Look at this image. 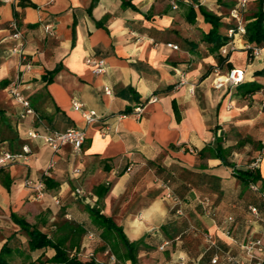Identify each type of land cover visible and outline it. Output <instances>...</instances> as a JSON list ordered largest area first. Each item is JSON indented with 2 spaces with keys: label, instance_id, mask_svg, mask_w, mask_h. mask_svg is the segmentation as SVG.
Returning <instances> with one entry per match:
<instances>
[{
  "label": "crops",
  "instance_id": "1",
  "mask_svg": "<svg viewBox=\"0 0 264 264\" xmlns=\"http://www.w3.org/2000/svg\"><path fill=\"white\" fill-rule=\"evenodd\" d=\"M257 4L247 0L244 24ZM235 5L0 0V153L19 152L25 144L31 149L25 159L0 168L5 264H30L55 253L50 247L30 250L20 221L48 237H69L66 244L77 226L86 230L87 242L88 231L100 240L104 228L93 222L92 207L138 243L137 264H237L227 255L247 259L245 242L260 238L264 246V44L251 58L244 35L228 37L234 47L222 54L223 45L213 49L204 39L212 24L199 10L220 16L219 33L226 35L235 26ZM13 22L19 40L12 37ZM19 43L24 61L12 52ZM87 57L103 59L105 71L93 74ZM233 68L244 70V80L215 88V71ZM14 80L35 115L22 117V107L8 95ZM75 100L81 110L72 108ZM84 111L95 112L97 120L86 123ZM71 127L85 132L79 153L68 144L53 152L27 135L30 129ZM246 169L255 170L257 190L241 176ZM26 179L42 180L43 198H34ZM108 251L103 247V254ZM259 255L264 259V252Z\"/></svg>",
  "mask_w": 264,
  "mask_h": 264
},
{
  "label": "built area",
  "instance_id": "2",
  "mask_svg": "<svg viewBox=\"0 0 264 264\" xmlns=\"http://www.w3.org/2000/svg\"><path fill=\"white\" fill-rule=\"evenodd\" d=\"M2 1H8V0H2ZM246 4H247V0H236V5L230 11V16L235 20V26L227 29V36L232 39L235 38L236 36H242L245 34V25L243 23L241 12L245 9ZM11 27L14 30L12 37L17 40L21 39L22 35L18 30L16 23L13 22L11 24ZM167 46L173 49H178V45L174 43H167ZM233 47H234L233 43L227 42L220 48V52L222 54H226L229 50H232ZM247 48H249L250 50L251 58H256L261 54L260 46L252 45V46H248ZM12 52L18 54L20 61L25 60L26 57L21 43L14 45L12 48ZM85 62L91 67V71L93 74H101L105 71V61L103 59H94L91 57H87L85 59ZM215 72L216 74L212 82L215 88H220L224 85H237L244 80L243 69L233 68L228 70L224 74L217 73V71ZM104 91L110 93V88L108 86H105ZM192 91L193 90L191 89V92ZM7 92L8 95L12 97L22 107V112H21L22 117L26 114L35 115V112L31 107L29 100L25 96H23L19 91L17 80H14L9 83V85L7 86ZM152 100H155V98H153ZM81 107L82 104L80 102L76 100L72 102L73 109L81 110ZM135 111L139 112L140 108L137 107ZM82 116L86 123L95 122L98 118L95 112L93 111H84L82 112ZM27 135L32 139H37V138L40 139L42 143L48 146L53 152H57L61 147L68 144L71 146L74 153H79L85 139V132L83 131V129L78 127L67 128L64 131L46 129L44 132L35 129H30L28 130ZM30 151H31L30 147L25 144L21 147V150L19 152H9V151L1 152L0 168L9 162H15L20 159H25V156L28 153H30ZM51 166L52 163L49 165V167ZM44 174L45 175L47 174V170L44 172ZM23 183L25 186L32 188V190L34 191L35 199L43 198L45 194V189L42 180L33 181L31 179H26ZM249 187L252 190L258 189L256 184L254 183H251ZM74 195L77 198H80L83 196V192L80 188H75ZM53 199L56 204L59 203L58 198L53 197ZM249 209L254 215H258V210L255 206H250ZM176 212L180 213V210H177ZM261 219L264 221V217H262ZM231 220L232 218L229 217L228 221ZM226 233L228 234V231H226ZM86 235L87 238H90L93 237L95 234L91 231H88ZM242 249L247 259L239 260L232 255H227V260L237 264H264V259L261 258L259 255L262 252H264V246L260 238H254L252 240L245 242L242 245ZM109 258L110 261L114 262L115 259L113 255H110ZM216 260L217 258L214 257L211 261L212 263H215Z\"/></svg>",
  "mask_w": 264,
  "mask_h": 264
},
{
  "label": "trees",
  "instance_id": "3",
  "mask_svg": "<svg viewBox=\"0 0 264 264\" xmlns=\"http://www.w3.org/2000/svg\"><path fill=\"white\" fill-rule=\"evenodd\" d=\"M257 2L258 4L256 11L254 12L253 19L244 24V36L249 43H252L251 45L262 46L264 44V0H257ZM199 10L204 16L205 21L212 24V28L203 37L205 40L213 43V49H218L219 47H221V45H224L226 43L228 38L227 34L222 35L219 33V28L222 25L220 16L207 11L203 6H199ZM254 171V169H246L244 175H241L243 179L249 182L248 185L253 183L255 179ZM88 209L92 215L93 222L99 227L104 228V232L103 234L101 233L100 238L105 239L110 234H115L124 247L123 257L130 260L131 264H137L136 254L138 243L130 242L124 235L122 228L118 226L109 216L103 215L99 212L98 209H95L93 207ZM20 225L24 230L27 231L29 235L28 246L30 250L50 247L55 251L54 255L51 258L44 260L42 258H38L36 262H32L30 264H104L96 262L93 258H89V260H83L79 258L75 253L72 256L69 254V250L73 249V247L77 249L80 243L78 236H81V234L86 232V230L82 226H77L75 228V235L70 237L69 243L66 244V241L69 239V237L67 238V236L65 235L48 237L45 233H42L34 227H30L23 221H20ZM5 252L6 249L4 248L0 251V264H5V260L3 258Z\"/></svg>",
  "mask_w": 264,
  "mask_h": 264
},
{
  "label": "rangeland",
  "instance_id": "4",
  "mask_svg": "<svg viewBox=\"0 0 264 264\" xmlns=\"http://www.w3.org/2000/svg\"><path fill=\"white\" fill-rule=\"evenodd\" d=\"M246 14H247L246 11H244L243 15H241L242 18L247 17ZM212 82H213V79H212ZM81 188L82 187H80V189ZM78 239H79L80 243L76 249V255L79 258H81L83 260H89V258H93L96 262H102L104 264L107 261L109 264H122L121 256L124 252V247L122 246L118 237L115 234H110L105 239H100V240L97 239V236L95 234L93 237L88 238L87 239L88 242H87L85 240V234L83 233V234H81V236H78ZM83 243L86 244L85 247H82ZM105 246H107L109 248V251L106 254H103V247H105ZM93 249L95 251L91 255ZM70 251H72V250H70ZM110 255H113V257L115 259L114 262L110 261V258H109Z\"/></svg>",
  "mask_w": 264,
  "mask_h": 264
}]
</instances>
